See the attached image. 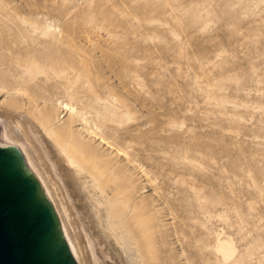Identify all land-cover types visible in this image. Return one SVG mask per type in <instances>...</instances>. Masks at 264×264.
<instances>
[{
	"label": "rangeland",
	"instance_id": "374dc122",
	"mask_svg": "<svg viewBox=\"0 0 264 264\" xmlns=\"http://www.w3.org/2000/svg\"><path fill=\"white\" fill-rule=\"evenodd\" d=\"M7 132L55 184L83 264L87 239L99 264H264V0H0ZM57 142L121 190L78 180ZM107 197L145 225L147 256Z\"/></svg>",
	"mask_w": 264,
	"mask_h": 264
},
{
	"label": "water",
	"instance_id": "95a60500",
	"mask_svg": "<svg viewBox=\"0 0 264 264\" xmlns=\"http://www.w3.org/2000/svg\"><path fill=\"white\" fill-rule=\"evenodd\" d=\"M0 264H76L38 180L1 135Z\"/></svg>",
	"mask_w": 264,
	"mask_h": 264
},
{
	"label": "bare ground",
	"instance_id": "6f19581e",
	"mask_svg": "<svg viewBox=\"0 0 264 264\" xmlns=\"http://www.w3.org/2000/svg\"><path fill=\"white\" fill-rule=\"evenodd\" d=\"M19 125L20 124H18L16 122V128L17 129H19L21 127ZM30 132H31V130H30ZM13 137L11 136V134H9L7 132L4 134L3 138L6 141L8 147L12 146V147L16 148L21 153V155L24 159V162H25V167L38 180L44 196L47 198V200L51 203V205L54 208V211H55L57 218H58V221H59V226L61 229L62 236H63V238H64V240H65V242H66V244H67V246H68L75 262H76V264H83V262L81 260L80 249H78L77 245L74 242V238H72L73 236L70 235V233H69V228H68V226H69L68 216L69 215H67L68 209L63 205V203H62L63 200L61 201V199L58 197L57 188L55 187V184H52L49 181L50 179H49L48 175L45 176V174H46L45 171H44L45 174L42 172L44 169L41 170L39 168L41 166H38L36 164V162L34 161V159L32 158V156L30 155L29 150L27 149V145H30L29 143H27L28 141L26 142L27 143V145H26V144L21 143L17 140H14ZM73 143L74 142H71L72 145H73ZM75 145L73 146V148H70V147H66L65 144L62 142H57V147L61 153V157H62L63 161L66 163L68 170L74 172L78 180H85L87 182L91 181L95 185V189L99 190L102 195L105 193L104 192L105 187L108 189L109 192L114 191V190L115 191L119 190L120 189V187H118L120 184L119 181H118L119 184L116 182L118 184V186L115 182H113L112 185H110V186L109 185L108 186L102 185V183L105 181V178H104L103 173L97 171V164L96 163L92 164L91 161H89V162L85 161V158L87 156L84 155L85 156V158H84L82 156L81 152L80 153L74 152L73 149L75 148ZM117 153H118V151H117ZM44 155H46V154L44 153ZM88 160H90V159H88ZM39 162H38V164H39ZM49 162H51V161H49ZM101 165H99V166H101ZM106 165H108V164H106ZM51 168H52V171L55 172V166L53 163H51ZM107 198H108V206H110V205L112 206V207H110V210H109L110 213L113 214L115 220L117 221V224L121 225L123 232L125 233V235L127 237H129V240L133 241V244L135 246V252L137 253V255H140L141 257L147 256V254L150 251L148 248L149 244L147 241L148 235L145 232V230H143L145 228V225L143 226L144 228L142 229V228H140V224L137 223L138 221L135 223H132V222L127 223L126 219L129 215H132L133 219H135L134 217H137L136 214H134L135 212L134 213L131 211L126 212V210L124 209L125 206H123L124 207L123 209L122 208L117 209L118 206H121L122 204L117 203L118 205L116 207H113L114 205H112V203H114L115 198L114 197H107ZM128 202H129V200H128ZM131 202L133 203L132 200H131ZM141 227H142V225H141ZM75 238H77V237H75ZM115 239H116V242H121V238L115 236ZM87 248H88V251H89L90 256H91L92 264H99L98 258L96 257V255L94 253L93 244L88 239H87ZM213 250H214V253L224 263H227L230 260H232V258L235 255V252H236V249H235V246H234L232 239L229 236H227L223 231L216 233L215 244L213 246ZM156 263H159V262H156Z\"/></svg>",
	"mask_w": 264,
	"mask_h": 264
}]
</instances>
